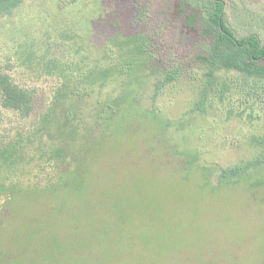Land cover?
<instances>
[{
    "label": "rangeland",
    "instance_id": "1",
    "mask_svg": "<svg viewBox=\"0 0 264 264\" xmlns=\"http://www.w3.org/2000/svg\"><path fill=\"white\" fill-rule=\"evenodd\" d=\"M224 1L237 34L264 40V0ZM189 13L179 0H22L0 17V66L34 96L26 120L0 108V221L31 208L47 245L0 264H264V104L196 60Z\"/></svg>",
    "mask_w": 264,
    "mask_h": 264
},
{
    "label": "trees",
    "instance_id": "2",
    "mask_svg": "<svg viewBox=\"0 0 264 264\" xmlns=\"http://www.w3.org/2000/svg\"><path fill=\"white\" fill-rule=\"evenodd\" d=\"M22 0H0V17L10 15ZM183 12L187 9L191 11L186 21L193 25L203 40L205 49L202 48L196 60L212 74L213 72L224 71L233 72L236 75L222 85L223 91L232 90L242 98L244 102L253 101L264 104V40L256 33L246 35L237 34L227 20L226 5L224 0H179ZM167 70V71H164ZM162 78L164 81H171L179 77L178 73H172L163 68ZM219 85V80H218ZM222 83V82H221ZM216 85V81L209 84V87ZM230 92L223 93L225 96ZM34 96L27 89H22L14 83L7 71L0 66V108L4 111L12 112L19 120H26L33 112ZM11 129L6 135L8 137ZM2 139V138H1ZM253 144L261 150V158L254 160L257 164L264 160V139H254ZM251 167V163L244 166H235L222 171V177L233 179L240 176ZM56 190V191H55ZM52 191L51 196H55L59 189ZM44 211L46 212L51 205L45 202ZM44 204L42 205V207ZM41 207V208H42ZM24 218L21 215L14 214L13 221H0V263L19 260L20 257L26 260L36 261L39 255L47 253V245L40 243V234L38 233L41 219L25 223L27 215L31 214V208L23 207ZM30 209V213L29 210ZM35 212L36 216L44 212ZM23 217V216H22ZM44 214L42 218H46ZM10 223L15 224L10 229ZM26 227L24 228V226ZM31 231V232H30Z\"/></svg>",
    "mask_w": 264,
    "mask_h": 264
}]
</instances>
